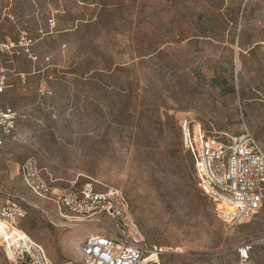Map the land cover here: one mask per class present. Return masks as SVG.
Wrapping results in <instances>:
<instances>
[{
    "label": "rangeland",
    "instance_id": "1",
    "mask_svg": "<svg viewBox=\"0 0 264 264\" xmlns=\"http://www.w3.org/2000/svg\"><path fill=\"white\" fill-rule=\"evenodd\" d=\"M0 42L18 43L4 56L1 101L18 119L0 191L33 205L19 227L54 264H81L104 225L57 217L23 180L30 158L53 186L119 189L161 264H239L237 248L264 237V207L243 225L220 221L179 126L225 143L250 135L264 152V0H0Z\"/></svg>",
    "mask_w": 264,
    "mask_h": 264
},
{
    "label": "built area",
    "instance_id": "2",
    "mask_svg": "<svg viewBox=\"0 0 264 264\" xmlns=\"http://www.w3.org/2000/svg\"><path fill=\"white\" fill-rule=\"evenodd\" d=\"M29 41L22 35L19 44L28 47ZM17 44L0 42V152L18 119V112L1 101L9 73L4 56ZM179 126L182 148L193 156L199 187L215 207L217 217L231 226L247 223L264 207V152L260 145L250 135L225 143L207 135L200 124L188 118ZM21 171L29 190L51 203L60 219L104 225L101 233L90 234L82 242L81 264H161L162 249L146 242L128 199L119 189L100 188L95 181L53 186L34 158L26 160ZM0 192L5 196L0 210V247L7 264H54L45 248L19 227L27 206L33 205L21 194ZM221 204L229 209L220 208ZM258 244L264 245V237L241 244L238 263L251 264ZM153 254L156 258H150Z\"/></svg>",
    "mask_w": 264,
    "mask_h": 264
},
{
    "label": "bare ground",
    "instance_id": "3",
    "mask_svg": "<svg viewBox=\"0 0 264 264\" xmlns=\"http://www.w3.org/2000/svg\"><path fill=\"white\" fill-rule=\"evenodd\" d=\"M220 208H224V209H226V210L229 209V207L226 206L225 204H221V205H220ZM5 225H6V224H5ZM150 258H156L155 254H153L152 256H150Z\"/></svg>",
    "mask_w": 264,
    "mask_h": 264
},
{
    "label": "trees",
    "instance_id": "4",
    "mask_svg": "<svg viewBox=\"0 0 264 264\" xmlns=\"http://www.w3.org/2000/svg\"><path fill=\"white\" fill-rule=\"evenodd\" d=\"M193 162H194V159H193Z\"/></svg>",
    "mask_w": 264,
    "mask_h": 264
}]
</instances>
